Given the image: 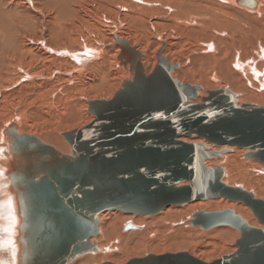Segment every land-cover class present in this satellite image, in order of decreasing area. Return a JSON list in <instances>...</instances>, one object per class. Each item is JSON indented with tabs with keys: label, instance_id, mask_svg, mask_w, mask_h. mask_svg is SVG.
I'll return each instance as SVG.
<instances>
[{
	"label": "bare ground",
	"instance_id": "6f19581e",
	"mask_svg": "<svg viewBox=\"0 0 264 264\" xmlns=\"http://www.w3.org/2000/svg\"><path fill=\"white\" fill-rule=\"evenodd\" d=\"M252 1L253 8L241 0H0V203L4 216L0 225L8 226L11 221L7 217L15 216L10 237L14 243L3 245L0 261L22 264L25 251L23 206L12 179L20 162L13 135L36 137L69 154L62 134L93 121L88 103L111 99L122 83L134 76L129 64L119 59L117 39L141 54L146 75L155 68L161 50V56L176 66L172 78L200 87L197 101L211 91L207 88H214L242 95L237 98L238 105L264 107V0ZM181 141L204 144L195 139ZM223 154L206 165L224 166L223 182L232 186L236 175L234 169L230 176L229 163L242 162V151ZM237 176L245 182L248 178L244 171H238ZM258 196L264 197V186ZM222 208L233 210L250 226L264 231L243 204L223 199L169 206L148 217L104 212L98 217V235L90 239L92 243L96 239L97 251L69 264H125L122 262L128 257L139 258L145 250L162 255L179 249L212 262L206 256L208 249L219 251L215 256L231 254L240 234L230 227L204 232L193 227L212 243L200 247L185 233L192 227L194 213ZM126 223L135 229L126 232ZM149 225H154L160 238L151 239L155 234ZM167 234L174 241L171 248L163 239ZM156 244H162L160 253Z\"/></svg>",
	"mask_w": 264,
	"mask_h": 264
},
{
	"label": "water",
	"instance_id": "95a60500",
	"mask_svg": "<svg viewBox=\"0 0 264 264\" xmlns=\"http://www.w3.org/2000/svg\"><path fill=\"white\" fill-rule=\"evenodd\" d=\"M241 1L255 7L252 0ZM116 42L119 59L134 76L111 99L88 103L93 121L62 134L69 154L36 137L13 135L20 161L13 187L25 221L22 264H69L96 252L90 239L98 235V217L104 212L149 216L169 206L223 199L243 204L264 226V199L225 184L224 169L206 165L228 152L211 151V145L245 150L247 160L264 167V107L238 105L235 94L225 89L208 91L197 101L200 87L172 78L176 66L161 50L146 75L136 48L122 39ZM191 225L201 230L231 227L240 234L236 250L209 263L178 252L148 254L125 264H264V231L233 210L198 211ZM131 229V224L124 227Z\"/></svg>",
	"mask_w": 264,
	"mask_h": 264
},
{
	"label": "rangeland",
	"instance_id": "374dc122",
	"mask_svg": "<svg viewBox=\"0 0 264 264\" xmlns=\"http://www.w3.org/2000/svg\"><path fill=\"white\" fill-rule=\"evenodd\" d=\"M171 63V62H170ZM171 64H174V63H171ZM153 70V68L150 70V72ZM149 72V71H148ZM149 72V73H150ZM184 83V82H183ZM208 90H214V88L212 89V88H207V91ZM242 95H240V94H238L237 96H236V100H237V98H239V97H241ZM95 99H99V98H95ZM101 99H104V98H101ZM100 99V100H101ZM242 104H249V103H244V102H242ZM81 110H84L83 108L81 109ZM79 112H81V114L82 113H85V112H83V111H80L79 110ZM86 114L87 115H91V114H89L88 112H87V110H86ZM77 127H79V126H76V128ZM75 128V127H74ZM61 140H62V142H64V144H65V146H67V147H69V145L67 144V143H65V141L63 140V138H61ZM186 141H188V142H192V141H189V140H186ZM222 150V149H228V152H226V153H224L223 155H228V154H232V152H233V150H237V151H242V154L241 155H244V152H245V150L243 151V150H241V149H237V148H230V147H222V148H218V150ZM219 150V151H220ZM228 153V154H227ZM239 156V158H240V160L242 161V162H236V164L234 163V162H230L229 164H230V168H229V171H230V176H231V172L235 169V175H236V177H235V179H234V183L232 184V186H238V187H241V188H243V189H245V190H247V191H250V192H252L254 195H257L258 196V194L260 193V189H261V187L262 186H264V181H262L261 180V177H264V167H263V165L262 164H260V163H258V162H256V161H254V160H246V158H244V156ZM211 161V160H210ZM237 163L238 164H241L242 166L241 167H239L238 165H237ZM223 168H224V166H222ZM238 171H244L245 173H246V175H247V179H245L246 180V182L245 181H242L243 180V178L241 177V176H237V172ZM262 182H263V185H262ZM228 184V183H227ZM258 197H262V196H258ZM262 199H264V197H262ZM215 200H217V199H215ZM201 202H206V201H201ZM176 207H179V206H176ZM222 209H224V208H222ZM226 209V208H225ZM200 211V210H199ZM234 212V211H233ZM122 213V212H121ZM161 213V212H160ZM160 213H158V214H154V215H149V216H157V215H159ZM124 214H126V213H124ZM126 215H133V216H137V215H134V214H126ZM141 217H144V216H141ZM146 217H148V216H146ZM189 217H190V215L187 217V221H189ZM241 217V216H240ZM253 217V216H252ZM246 222H248L247 220H246ZM126 224H131V223H126ZM125 224V225H126ZM260 226V225H259ZM220 227H227V228H229V226H219V227H214V228H220ZM124 228V227H123ZM149 230H151L152 231V233L153 234H155L154 235V238H151V239H156V238H160L161 237V235H159V234H157V231L156 230H154L153 228H154V225H149ZM188 228L190 229V231L189 232H187V233H185V236H189V237H192L193 238V241H191V242H193V243H197V244H199V246L200 247H207V246H211V241H209V240H207L206 238H203V237H201V236H199L198 235V233L197 232H195V228H193V227H191L190 225L188 226ZM214 228H212V229H214ZM230 229H231V227H230ZM124 230V229H123ZM209 230H211V229H209ZM209 230H201L202 232H204V231H209ZM234 230V229H233ZM128 231H131V230H126V232H128ZM235 232H237L236 230H234ZM124 232V231H123ZM166 238V242L168 241V243H167V246H168V248H171V247H173L174 246V244H173V240H171L170 239V235L169 234H167V235H164V238L163 239H165ZM171 240V241H169V240ZM95 240L96 239H93L92 241L93 242H95ZM189 241V240H188ZM159 242V241H158ZM97 243V242H96ZM170 243V244H169ZM157 245V247H158V252L160 253V251H162V249H163V247L161 246L162 244H156ZM194 245V244H193ZM233 244H231V246H232ZM175 246H178V244L177 245H175ZM170 251H173V250H169V252ZM178 252H188L187 250H185V249H179V250H177ZM177 252V253H178ZM200 252H202V251H200ZM207 252H209V254H206V256L207 257H211V260L210 261H214V260H216V259H218V258H220L221 256H223V255H225L224 253L223 254H220V255H218V256H215L218 252H213V251H211L210 249H208V251ZM166 253V252H165ZM149 253H148V251L147 250H145L144 251V255H142V256H139V258H141V257H143V256H146V255H148ZM132 258H137V257H128L127 258V260H125L124 262H122V263H126L128 260H130V259H132ZM204 258V257H203ZM206 258H204V260H205ZM75 260V259H74ZM103 263V262H102ZM102 263H100V264H102Z\"/></svg>",
	"mask_w": 264,
	"mask_h": 264
},
{
	"label": "snow or ice",
	"instance_id": "6c2138e0",
	"mask_svg": "<svg viewBox=\"0 0 264 264\" xmlns=\"http://www.w3.org/2000/svg\"><path fill=\"white\" fill-rule=\"evenodd\" d=\"M9 206L11 205V200L9 199L8 201ZM3 203H0V219H3ZM8 220L11 221V224H9L8 226H3L0 225V233H3V236H0V250H5L3 248V245L7 244V245H12L14 243V241L12 239H10L11 234H12V226L15 223V216L14 215H9L7 217ZM0 264H4L3 261H0Z\"/></svg>",
	"mask_w": 264,
	"mask_h": 264
}]
</instances>
